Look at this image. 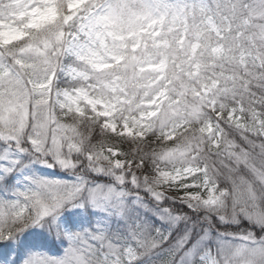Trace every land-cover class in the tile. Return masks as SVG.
<instances>
[{
  "label": "snow or ice",
  "instance_id": "6c2138e0",
  "mask_svg": "<svg viewBox=\"0 0 264 264\" xmlns=\"http://www.w3.org/2000/svg\"><path fill=\"white\" fill-rule=\"evenodd\" d=\"M0 264H264V0H0Z\"/></svg>",
  "mask_w": 264,
  "mask_h": 264
}]
</instances>
